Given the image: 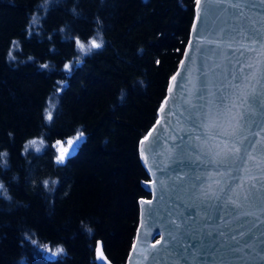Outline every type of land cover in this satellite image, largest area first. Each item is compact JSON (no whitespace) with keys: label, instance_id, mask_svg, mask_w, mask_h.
<instances>
[{"label":"trees","instance_id":"16d2710c","mask_svg":"<svg viewBox=\"0 0 264 264\" xmlns=\"http://www.w3.org/2000/svg\"><path fill=\"white\" fill-rule=\"evenodd\" d=\"M195 3L0 0V264H100L97 242L110 264H125L138 199L149 198L138 142L157 118ZM76 38L104 43L81 55ZM78 129V149L58 165L55 143ZM30 140L42 150L25 151Z\"/></svg>","mask_w":264,"mask_h":264},{"label":"water","instance_id":"95a60500","mask_svg":"<svg viewBox=\"0 0 264 264\" xmlns=\"http://www.w3.org/2000/svg\"><path fill=\"white\" fill-rule=\"evenodd\" d=\"M220 21L237 27L235 37L211 35ZM138 156L149 198L138 199L125 264H264V0L195 3ZM169 217L171 236L161 223Z\"/></svg>","mask_w":264,"mask_h":264},{"label":"snow or ice","instance_id":"6c2138e0","mask_svg":"<svg viewBox=\"0 0 264 264\" xmlns=\"http://www.w3.org/2000/svg\"><path fill=\"white\" fill-rule=\"evenodd\" d=\"M233 2L236 3L237 6H238L239 3L241 2V0H233ZM196 4H197V10L199 11L200 10V0H196ZM203 11H204V17H205V19H207V16H208V13H209V9L207 8V6H205ZM219 11H226V9H220ZM231 15L234 16L235 13H233ZM197 19H200V17L198 16ZM32 23L33 24L36 23V18L35 17H33ZM193 30L194 31L196 30V26L195 25L193 26ZM61 31L63 32L64 29H61ZM238 31L239 30L237 29V27L235 25H231V27H229L228 22L220 21V22H218L215 25V27L213 29H211V35L213 37H215L217 35H220L222 37V39H228L230 37H235V35L238 33ZM201 32H202V34H207L208 33V26L206 25L204 28H202ZM252 35L253 34L251 32H249V36H252ZM97 36H99V33H97ZM65 38L68 39V37H65ZM13 43H15V42H13ZM75 43H76V46L80 49L81 52L89 54L91 49L101 48L103 43H104V41L101 39L100 42L98 43L96 38H93V39H91V40H89L87 42V47H86L85 43L81 42V40L79 38H76ZM190 44H191V42H190ZM208 50H210V49H208ZM9 58L10 59L12 58L11 53H9ZM64 68L66 70H68L69 69V64H65ZM172 79H173V81H175L176 77L174 76ZM170 91H171V88H170ZM49 99H50V101H54V103H50L49 107L45 110V112H46V117L45 118L47 120L51 121L53 119L52 109H54L56 107V104H58L59 98L56 97L55 95H53V97H50ZM77 132H78V135L74 139H68L66 141L67 147H65L64 144L61 143L60 141L57 142V149H58L59 155L56 156V163L58 165L64 164L66 156H70V155L74 154L75 150L78 149L79 143L81 142V137L83 136V132L80 131L79 129L77 130ZM37 143H38V141H36V140H30L28 142V144L25 145V151H27V148L29 146L35 147L37 145ZM40 143H42V141ZM141 143H143V141ZM36 151L39 152L40 148L37 147ZM3 156H5V155L3 153H0V157H3ZM43 183H44L45 188L49 192L54 190L53 188H48L49 181L45 180ZM56 183H57L56 181H52L53 185H55ZM187 215H189V216L195 215V212H188ZM177 218L181 219V222H183V218L179 217L178 215H177ZM161 223L164 226V231L166 233H168L169 236H171L176 231V225H175V222H174V220L172 218H170V217L166 218ZM88 232H89V234H91V229H88ZM25 238L29 239V237L27 235H26ZM31 242L34 245L37 244V241L34 240V239L31 240ZM156 243L159 244L160 241L158 240ZM153 247H155V245ZM96 250H97V253L99 254V258L103 259V255H102V252H101V247H100L99 242H97ZM133 250H135V245H133ZM62 251H63L62 248H56L55 251L52 252V256L48 257V259H51L52 257H56Z\"/></svg>","mask_w":264,"mask_h":264},{"label":"rangeland","instance_id":"374dc122","mask_svg":"<svg viewBox=\"0 0 264 264\" xmlns=\"http://www.w3.org/2000/svg\"><path fill=\"white\" fill-rule=\"evenodd\" d=\"M77 48H78V47H77ZM78 50L80 51L79 48H78ZM80 53H81V55L85 54V53H83V52H81V51H80ZM76 136H77V135H74L73 137H71V138H69V139H74ZM66 141H67V140H66ZM66 141H65V142H61V143L64 144L65 147H67V143H66ZM55 145H56L57 155H59V152H58V149H57V142L55 143ZM40 146H41V144L38 142L37 145H36L35 147H33V146H32V147H33V148H37V147H39V148H40V151H41V150H42V146H41V147H40ZM28 148H31V146H29ZM40 151H39V152H40ZM34 152H37L36 149L34 150ZM68 157H69V156H66L65 160H66ZM55 160H56V159H55Z\"/></svg>","mask_w":264,"mask_h":264},{"label":"clouds","instance_id":"9594fccd","mask_svg":"<svg viewBox=\"0 0 264 264\" xmlns=\"http://www.w3.org/2000/svg\"><path fill=\"white\" fill-rule=\"evenodd\" d=\"M98 23H99V21H98ZM141 85H142V87H144L145 85L143 84V81H141ZM119 98V97H118ZM9 135L11 136V133H9ZM4 155H7V153L5 152V153H3ZM0 188H3V184L2 183H0ZM5 198L6 199H10V197H8L6 194H5Z\"/></svg>","mask_w":264,"mask_h":264}]
</instances>
